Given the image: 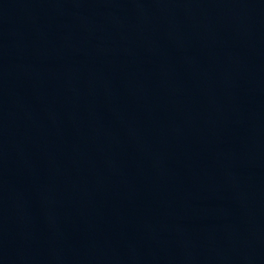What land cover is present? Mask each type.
Wrapping results in <instances>:
<instances>
[{"label":"water","instance_id":"1","mask_svg":"<svg viewBox=\"0 0 264 264\" xmlns=\"http://www.w3.org/2000/svg\"><path fill=\"white\" fill-rule=\"evenodd\" d=\"M0 264H264V0H0Z\"/></svg>","mask_w":264,"mask_h":264}]
</instances>
